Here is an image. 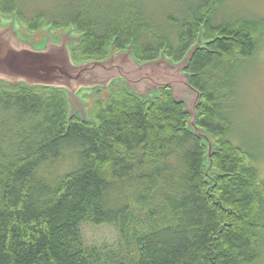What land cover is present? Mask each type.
<instances>
[{"label": "trees", "instance_id": "trees-1", "mask_svg": "<svg viewBox=\"0 0 264 264\" xmlns=\"http://www.w3.org/2000/svg\"><path fill=\"white\" fill-rule=\"evenodd\" d=\"M0 0V16L30 32L73 28L74 60L133 45L139 62L162 52L202 95L198 126L169 88L152 101L123 90L68 121L66 93L0 83V264H254L264 253L262 155L238 142L232 100L264 39L261 16L219 13L226 0H194L164 20L135 0H63L27 11ZM42 8V9H41ZM257 153L259 155H257ZM109 224L112 245H86L82 223Z\"/></svg>", "mask_w": 264, "mask_h": 264}, {"label": "water", "instance_id": "water-1", "mask_svg": "<svg viewBox=\"0 0 264 264\" xmlns=\"http://www.w3.org/2000/svg\"><path fill=\"white\" fill-rule=\"evenodd\" d=\"M72 32V29L61 32L55 42L48 28L44 32V44L35 47L19 34L14 20L0 25V83L28 89L62 90L69 106L68 121L78 114L84 122L95 119L87 114L86 104L79 94L82 90H106L117 80H123L133 95L152 101L153 94L169 88L174 101L183 104L189 115L188 128L208 145V164L212 166L214 143L197 123L202 95L192 86V75L186 72L196 51L203 48L201 35L178 62L165 52L157 59L139 62L133 56V45L118 52L112 45L104 59L78 63L73 58L71 46L80 43L82 36L72 35Z\"/></svg>", "mask_w": 264, "mask_h": 264}, {"label": "rangeland", "instance_id": "rangeland-1", "mask_svg": "<svg viewBox=\"0 0 264 264\" xmlns=\"http://www.w3.org/2000/svg\"><path fill=\"white\" fill-rule=\"evenodd\" d=\"M61 1L63 0H26L25 10L33 11L36 9V5L52 8L55 7V5L59 6L62 3ZM135 1H138L140 4L148 8L151 14L163 19L166 15L178 12L179 6L183 3L194 0ZM230 13L252 16L258 15L264 18V0H226L224 7H222L219 13V17H230ZM12 20H14L15 27L19 34L29 40L35 47H39L44 42V32L48 28L51 29L53 41L58 40L61 32L70 29L73 31L72 35H79L72 27L60 30H53L51 27H47L37 32H30L18 23L15 15L5 17L0 16V25H7L11 23ZM77 44L78 43H75L71 46L73 58V50L77 47ZM259 46L256 56L240 75L238 86L236 88V98L231 102L233 106L232 117L236 122L235 133L238 134V136H240L239 134H242V139H235L239 143H249L253 148L258 147L256 152H260L262 158L261 160H258V162L254 161V163H257L258 165L260 177L264 178V39ZM76 62L80 63L83 61ZM124 89L128 93H131L123 80H117L109 89L82 90L79 94L86 104L88 116L95 119L91 116L95 102L99 99H107L110 95H116L119 97ZM154 95L155 94L152 95V98ZM258 153L257 155H259ZM80 227L83 241L86 245H112L118 239L116 230L109 224L94 225L86 222L82 223ZM254 264H264V253L262 258Z\"/></svg>", "mask_w": 264, "mask_h": 264}]
</instances>
